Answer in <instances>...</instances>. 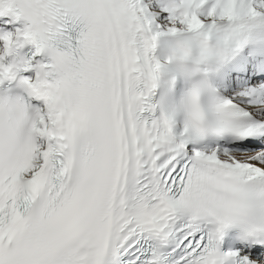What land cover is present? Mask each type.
<instances>
[{"label": "snow or ice", "instance_id": "6c2138e0", "mask_svg": "<svg viewBox=\"0 0 264 264\" xmlns=\"http://www.w3.org/2000/svg\"><path fill=\"white\" fill-rule=\"evenodd\" d=\"M0 264H264V0H0Z\"/></svg>", "mask_w": 264, "mask_h": 264}]
</instances>
